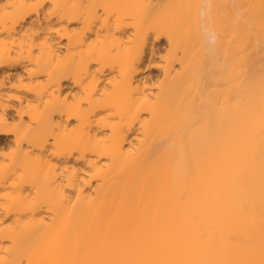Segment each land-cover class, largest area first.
Returning <instances> with one entry per match:
<instances>
[{
	"label": "bare ground",
	"instance_id": "bare-ground-1",
	"mask_svg": "<svg viewBox=\"0 0 264 264\" xmlns=\"http://www.w3.org/2000/svg\"><path fill=\"white\" fill-rule=\"evenodd\" d=\"M0 264H264V0H0Z\"/></svg>",
	"mask_w": 264,
	"mask_h": 264
}]
</instances>
